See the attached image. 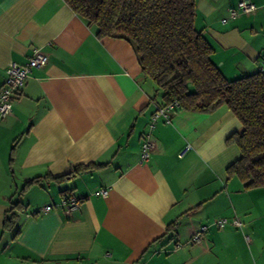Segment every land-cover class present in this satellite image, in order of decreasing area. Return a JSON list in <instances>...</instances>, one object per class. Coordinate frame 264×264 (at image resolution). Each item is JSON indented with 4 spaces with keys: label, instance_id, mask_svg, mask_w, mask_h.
<instances>
[{
    "label": "crops",
    "instance_id": "0c3cea01",
    "mask_svg": "<svg viewBox=\"0 0 264 264\" xmlns=\"http://www.w3.org/2000/svg\"><path fill=\"white\" fill-rule=\"evenodd\" d=\"M239 1H196L195 27L230 80L264 61V0L229 17ZM35 48L48 62L0 119V264H264V186L227 174L240 156L227 138L242 128L227 106L151 124L159 99L127 40L98 37L64 0H0V85ZM62 190L79 208L63 210ZM222 217L242 224H213Z\"/></svg>",
    "mask_w": 264,
    "mask_h": 264
},
{
    "label": "trees",
    "instance_id": "16d2710c",
    "mask_svg": "<svg viewBox=\"0 0 264 264\" xmlns=\"http://www.w3.org/2000/svg\"><path fill=\"white\" fill-rule=\"evenodd\" d=\"M64 1L98 37H119L131 44L142 77L155 85L159 106L176 100L175 110L204 113L227 106L242 126L227 138L240 150L227 174L237 177L244 189L264 186V71L231 80L224 77L211 60L213 47L195 27L197 0ZM36 181L29 180L24 187ZM61 193L72 196L67 190ZM12 204L4 217L6 226L14 223L15 209L20 210L19 201Z\"/></svg>",
    "mask_w": 264,
    "mask_h": 264
},
{
    "label": "built area",
    "instance_id": "2783aa9c",
    "mask_svg": "<svg viewBox=\"0 0 264 264\" xmlns=\"http://www.w3.org/2000/svg\"><path fill=\"white\" fill-rule=\"evenodd\" d=\"M256 9L255 4L251 0H240L234 8H231L229 11V17H236L238 14H250L253 13ZM48 55L42 52L40 49L35 48L28 58V60L21 64L15 61L9 62L5 69V77L3 82L0 85V119L9 115L12 111V105L15 99H17L23 92V86L27 80V77L35 67H43L48 62ZM261 71H264V61L260 67ZM178 107L176 100L159 106L152 115L151 124L157 121L159 118H165V120L170 119V112H174ZM154 149V141L151 136L146 135L141 143V152L140 159L146 161L150 158L152 151ZM186 149V148H185ZM184 151V150H183ZM183 151H180L179 155L181 156ZM101 194H106V190H100ZM62 208L68 214L72 210L79 208L80 200L74 196L64 198L62 200ZM52 208L51 205H46L43 208L44 212L49 211ZM213 224L217 227H224L227 224H233L236 226H241V221L237 217L231 219L227 218H216L213 220ZM208 228V226L203 225L196 229L192 236L191 241H199L202 237L203 232ZM246 242H250V237L248 234H244Z\"/></svg>",
    "mask_w": 264,
    "mask_h": 264
}]
</instances>
